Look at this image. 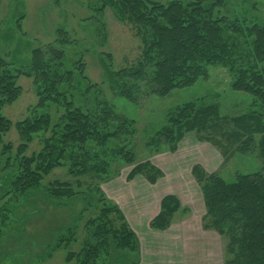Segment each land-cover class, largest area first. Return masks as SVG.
<instances>
[{
	"label": "trees",
	"instance_id": "trees-1",
	"mask_svg": "<svg viewBox=\"0 0 264 264\" xmlns=\"http://www.w3.org/2000/svg\"><path fill=\"white\" fill-rule=\"evenodd\" d=\"M101 1L104 10L111 9L118 19L128 20L145 43L136 65L115 75L108 74L113 89L121 97L137 104L136 94L166 96L174 89L191 87L198 79L207 78L210 67L221 66L232 76V88L254 99V111L235 117L222 116L218 106L204 105L202 101L179 106L167 114L166 123L151 137L146 148L176 152L183 137L195 132L200 141L218 148L226 149L223 145L226 144L243 155L258 152L264 164V26H243L217 14L222 0H195L188 5L180 2L163 5L150 0ZM229 33L231 39L225 37ZM61 51L52 45L34 50L28 71L12 69L0 60V147L4 150L12 147L2 143L11 127L3 109L20 97L18 79L21 75L29 76L37 88V106L31 108L30 117L17 125L24 142L17 151L21 157L20 172L12 182L17 193L37 188L45 176L65 163L72 175L94 173L102 179L109 176L117 158L126 165L136 163L132 146L137 131L135 121L119 115L109 102L98 99L99 92L92 84L86 86L80 64L77 73L63 71L66 58ZM130 87L138 91L134 93ZM76 92L82 95H78L79 103L93 102L90 109L75 103ZM48 105L63 109L53 126L51 114L35 113ZM49 132L50 137L42 140L41 151L25 156L26 147L35 136ZM113 143L117 149L110 147ZM108 151L113 159L108 157ZM228 158L226 155V161ZM150 166L148 163L137 166L130 180L139 174L145 176ZM150 170L162 176L156 167L151 166ZM194 174L207 210L206 229L227 239L225 264H264V168L252 174H237L234 182L225 181L218 173L205 174L198 167L194 168ZM148 177L151 183L156 181ZM81 193L70 183L58 182L52 198L88 201L87 194ZM180 209L177 197H165L150 228L168 230ZM113 211L104 208L88 221L86 229L90 227V236L93 230L92 237L96 240L88 238L78 245L74 239L73 250L67 243L68 248H63L66 264H99V260L104 264L140 263L136 234L121 211L117 207ZM112 213L122 218L118 228L109 224ZM58 241L59 245L67 242L63 237ZM50 257L52 253L47 259Z\"/></svg>",
	"mask_w": 264,
	"mask_h": 264
},
{
	"label": "rangeland",
	"instance_id": "rangeland-1",
	"mask_svg": "<svg viewBox=\"0 0 264 264\" xmlns=\"http://www.w3.org/2000/svg\"><path fill=\"white\" fill-rule=\"evenodd\" d=\"M150 1L163 5L172 2L188 5L195 0ZM222 1V8L217 9V14L229 21L237 20L243 26H264V0ZM229 35L225 37L231 39ZM48 45L64 53L66 62L63 71L73 70L77 73L80 64L86 86L92 84L91 87L99 92L98 99L109 102L119 115L135 121L137 131L132 146L136 163L126 165L117 158L109 176L103 179L94 173L72 175L69 164L65 163L64 167H58L45 176L37 188L27 193L15 192L12 182L20 172L21 159L17 151L24 144L17 125L31 116L38 100L34 80L21 75L18 79L22 89L20 97L3 109V115L11 121V127L2 143L12 149L0 147V264H66L63 248H68L69 243L73 250L74 239L77 240L76 244L88 238L96 240L92 237L93 230L90 236V227H86L88 221L98 216L104 208L113 211L117 207L131 228L122 209L127 210V215L143 223L147 231L145 222L150 216L159 214L161 202L167 196L177 197L181 204L171 225L177 226L172 230L187 233L202 227L205 231L217 233L205 227L207 210L194 168L198 167L205 174L218 173L225 181L234 182L237 174H252L264 168L258 152L243 155L234 146L226 144H223L226 149L218 148L213 143L200 141L195 132L183 137L176 152L150 151L146 144L164 126L167 114L179 106L202 101L204 105L218 106L222 116L235 117L254 111L253 97L232 88L233 78L226 68L212 66L208 77L198 79L191 87L174 89L166 96L136 94L138 103L134 104L116 93L108 77L109 73L115 75L123 69L132 68L142 57L145 48L143 37L137 34L128 20L118 19L111 9L104 10L101 0H0L1 61L12 69L19 67L28 71L34 50ZM19 52L20 56L17 55ZM78 95L82 96L76 92L75 103L85 110L90 109L93 102L79 103ZM35 113L51 114L53 126L59 121L63 109L48 105L47 109ZM44 134L35 136L27 145L25 156L41 151L43 138L50 137V132ZM110 147L115 148L116 145L113 143ZM226 155L229 156L227 161ZM111 156V151H108V157ZM97 163L103 164L102 161ZM145 163L156 167L162 176H157L150 166L145 176L139 174L130 180L133 170ZM146 176L156 178V181L151 183ZM58 182L70 183L76 192L86 193L88 201L80 198L53 199L52 191ZM108 220L115 228L122 225V218L117 213L109 215ZM149 229L147 235L144 234L143 248L152 257L148 256L145 263L142 260L145 251L132 229L140 246L139 264H160V246L166 242L161 241L160 236H149L155 235L150 224ZM218 235L224 245L226 262L228 242ZM61 237L67 242L59 245ZM51 253L53 257L47 259ZM132 258L136 259L135 255ZM99 264L104 263L99 260Z\"/></svg>",
	"mask_w": 264,
	"mask_h": 264
},
{
	"label": "crops",
	"instance_id": "crops-1",
	"mask_svg": "<svg viewBox=\"0 0 264 264\" xmlns=\"http://www.w3.org/2000/svg\"><path fill=\"white\" fill-rule=\"evenodd\" d=\"M124 211L125 218H128V222L131 228L138 235L141 244L142 250H144L145 245L143 240L144 234L149 229V224L152 219H154L157 214L150 216V218L145 222L148 230L145 231V226L143 223H138L135 221V217H130L127 215V210ZM176 225L170 227L166 231H154L155 235H150L151 237L162 238L161 241L166 242L162 243L160 249L162 251L160 264H225V255H224V245L222 244V239L219 235L213 231H205L202 227L195 232H175L172 230ZM181 227L180 224H178ZM200 227V226H199ZM147 235V234H146ZM144 246V248H143ZM145 251L143 262L145 263L152 254H148V250ZM154 259V258H153ZM158 261V259H157ZM142 262V264H143Z\"/></svg>",
	"mask_w": 264,
	"mask_h": 264
}]
</instances>
